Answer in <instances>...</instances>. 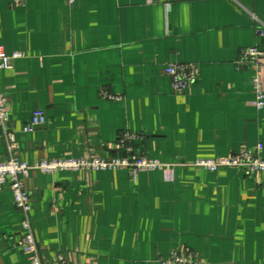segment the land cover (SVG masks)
Listing matches in <instances>:
<instances>
[{
  "label": "crops",
  "instance_id": "1",
  "mask_svg": "<svg viewBox=\"0 0 264 264\" xmlns=\"http://www.w3.org/2000/svg\"><path fill=\"white\" fill-rule=\"evenodd\" d=\"M253 13L264 23V0H0V45L20 54L0 85L21 159L122 157L119 139L130 133L141 136L135 153L167 164L31 170L45 264L58 255L61 264H163L174 250L197 253V264H264V171L189 164L259 146L264 156L255 74L236 65L241 49L264 50ZM173 62L199 67L181 93L166 74ZM38 109L49 122L26 132ZM23 234L5 186L0 264H31Z\"/></svg>",
  "mask_w": 264,
  "mask_h": 264
},
{
  "label": "built area",
  "instance_id": "2",
  "mask_svg": "<svg viewBox=\"0 0 264 264\" xmlns=\"http://www.w3.org/2000/svg\"><path fill=\"white\" fill-rule=\"evenodd\" d=\"M23 3L24 0H15ZM252 18L260 24L257 33L264 36V23L253 13ZM20 54H8L5 48L0 45V70L12 67L13 59ZM237 68L252 69L254 71V89L256 99L254 104L258 109L264 107V88L262 82V69L264 67V50L259 46H250L241 49L240 55L236 60ZM166 74L171 77L172 85L176 92H184L190 84L199 79V67L194 63L173 62L166 66ZM107 95V94H106ZM109 97H113L108 95ZM49 122V117L45 109L33 111L30 120L24 130L31 132L37 128L45 126ZM0 128L3 129L8 158L0 162V189L9 186L14 196L16 207L22 216V228L24 234L19 240L18 245L26 253L31 264H45L42 261V254L38 246L32 220V195L27 187L26 178L31 170L37 169L42 172L52 173L58 170L72 169H92L107 170L118 169L121 167H131L137 171L163 169L167 164L159 159L150 158L144 152L135 153L132 144L139 135L130 133L124 134L119 139V148L126 150L127 154L122 157L106 158H60L57 160H42L30 164L20 158L19 145L14 132L8 128V102L4 96L0 85ZM198 168L210 171H218L221 168H239L248 172L264 171V156L261 153V146L256 150L243 148L238 152L219 158L198 159L189 163ZM187 163V165H189ZM66 262V257L58 255L53 264ZM163 264H197L198 255L192 251L174 250L168 258L162 260ZM90 264H99L97 262Z\"/></svg>",
  "mask_w": 264,
  "mask_h": 264
}]
</instances>
